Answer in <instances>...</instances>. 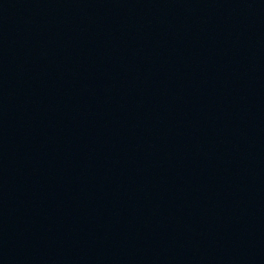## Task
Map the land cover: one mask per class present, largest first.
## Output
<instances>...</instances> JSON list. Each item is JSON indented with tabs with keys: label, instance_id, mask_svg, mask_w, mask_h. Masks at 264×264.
<instances>
[{
	"label": "water",
	"instance_id": "1",
	"mask_svg": "<svg viewBox=\"0 0 264 264\" xmlns=\"http://www.w3.org/2000/svg\"><path fill=\"white\" fill-rule=\"evenodd\" d=\"M0 264H264V0H0Z\"/></svg>",
	"mask_w": 264,
	"mask_h": 264
}]
</instances>
